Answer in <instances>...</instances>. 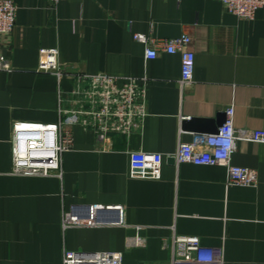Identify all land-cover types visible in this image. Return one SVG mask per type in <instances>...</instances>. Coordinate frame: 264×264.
Segmentation results:
<instances>
[{"label":"crops","instance_id":"obj_1","mask_svg":"<svg viewBox=\"0 0 264 264\" xmlns=\"http://www.w3.org/2000/svg\"><path fill=\"white\" fill-rule=\"evenodd\" d=\"M13 1V32L0 39V264H63L65 252L170 264L174 237L199 239L226 264H264V144L237 142L230 156L231 166L254 170V188L228 185L225 166H177L167 157L180 143L214 134L183 122L226 119L229 109L235 129L264 131V8L242 20L220 0ZM182 36L195 64L181 88L180 56L146 60L145 52ZM42 49L56 50L67 74L144 79L146 117L130 135L102 142L70 125L73 149L58 171L17 176L14 124H56L60 106L76 109L73 80L37 71ZM136 151L163 156L159 180L129 177ZM92 206L122 211L100 209L92 226L63 225L66 214L87 221Z\"/></svg>","mask_w":264,"mask_h":264},{"label":"built area","instance_id":"obj_2","mask_svg":"<svg viewBox=\"0 0 264 264\" xmlns=\"http://www.w3.org/2000/svg\"><path fill=\"white\" fill-rule=\"evenodd\" d=\"M57 4L64 0H47ZM224 9L242 20H252L264 0H220ZM17 6L13 0H0V39L13 32ZM134 40L146 43L144 36L135 35ZM191 40L182 36L172 40H156L146 49L145 59L155 60L159 52L180 56L181 77L179 85H189L193 79L195 56L190 49ZM56 50L39 51L37 71L67 77L73 80L74 88L69 97L76 106L75 111L59 107L56 124L16 123L12 136L13 174L23 177H46L61 166L63 154L71 151L74 138L70 125H77L95 133L102 142L108 136H128L141 128L145 117V80L107 74H67L57 61ZM1 68V66H0ZM64 97V96H63ZM63 98H60V104ZM233 111L226 112L224 124L215 134L205 135L190 143H180L174 154L167 156L178 166H225L227 184L254 188L257 176L254 170L231 166L230 156L237 142L264 144V131L237 130L232 121ZM163 156L142 151L129 154V177L133 180H159ZM100 209L121 212L120 207H88L90 218L85 221L77 215L66 214L63 225H95V214ZM63 264H122L119 253L65 252ZM170 264H226L220 250L201 246L199 239L174 237L172 239Z\"/></svg>","mask_w":264,"mask_h":264},{"label":"water","instance_id":"obj_3","mask_svg":"<svg viewBox=\"0 0 264 264\" xmlns=\"http://www.w3.org/2000/svg\"><path fill=\"white\" fill-rule=\"evenodd\" d=\"M225 122V116H218L216 121L209 120H192L190 122H183V128L193 129L196 132H212L216 133L217 129L221 127ZM88 208V207H87ZM87 208H85L87 210Z\"/></svg>","mask_w":264,"mask_h":264}]
</instances>
